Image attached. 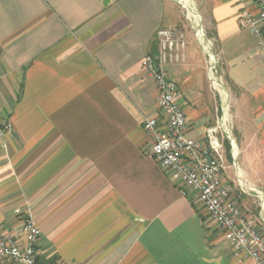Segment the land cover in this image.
<instances>
[{
    "label": "crops",
    "instance_id": "1",
    "mask_svg": "<svg viewBox=\"0 0 264 264\" xmlns=\"http://www.w3.org/2000/svg\"><path fill=\"white\" fill-rule=\"evenodd\" d=\"M230 98L238 176L264 193V52L240 23L252 0H194ZM173 0H0V230L27 243L41 229L46 262L254 264L235 256L225 232L193 192L147 154L143 120L158 91L142 60L160 51L157 31L184 34L180 60L164 69L179 89L190 138L206 143L221 113L207 55ZM233 197L262 226L255 193ZM257 189V190H258ZM260 205V201L259 204ZM19 210V212H17Z\"/></svg>",
    "mask_w": 264,
    "mask_h": 264
},
{
    "label": "built area",
    "instance_id": "2",
    "mask_svg": "<svg viewBox=\"0 0 264 264\" xmlns=\"http://www.w3.org/2000/svg\"><path fill=\"white\" fill-rule=\"evenodd\" d=\"M252 1L257 12L243 10L240 23L260 38V48L264 52V0ZM195 9L198 21L194 22L189 14L187 18L207 55L208 76L212 88L220 94L221 113L216 123L207 128L206 143L187 136L188 121L182 106L178 103V86L164 69L169 61L180 60L186 41L184 34L177 29H159L157 31L160 40L159 53L147 54L142 60L147 77L154 82L158 91L155 113L143 120V129L151 137L147 154L172 178L180 182L184 194L187 192L195 194L210 218L225 232L235 256L248 257L254 264H264V193L260 191L261 196L255 194L261 201L263 221L260 226L234 199L233 184L226 177L224 140L230 141L234 159L237 149L232 130L230 98L221 77L216 75L218 58L213 50V40L207 37L202 17L196 7ZM12 129L10 119L0 116V139L2 140ZM233 167L237 175L235 162ZM238 179L241 189L247 192L245 186L248 183L239 177ZM23 233L27 240L25 245L20 243L19 236L12 230H0V264H72L63 261L46 262L40 258L36 240L41 229L31 217L25 219Z\"/></svg>",
    "mask_w": 264,
    "mask_h": 264
},
{
    "label": "rangeland",
    "instance_id": "3",
    "mask_svg": "<svg viewBox=\"0 0 264 264\" xmlns=\"http://www.w3.org/2000/svg\"><path fill=\"white\" fill-rule=\"evenodd\" d=\"M178 6V8H179V10H181L182 12H183V14H184V16H185V18H186V20H187V22H188V24H189V28H190V30L192 31V33H193V35H195V37H196V34H195V30L192 28V24L190 23V21L188 20V18H187V8H184L182 5V1L183 0H173ZM179 3H181V4H179ZM184 2V1H183ZM194 4H195V7L197 8V6H196V3L194 2ZM186 7V6H185ZM197 10H198V8H197ZM199 11V10H198ZM200 13V12H199ZM187 41V40H186ZM207 65H208V58H207ZM217 76H220V75H218V74H216ZM210 84H211V81H210ZM234 164V163H233ZM237 169H238V167H237ZM233 172H235V168H233ZM233 180H231V181H233V183H236L237 184V186L238 187H240L241 188V184H240V182H239V179H238V177H236V174L234 173V176H233V178H232ZM243 180V182H245L246 183V181L244 180V179H242ZM230 181V180H229ZM249 185H252L254 188H256V189H258L257 188V186H255L254 184H249ZM259 190V189H258ZM247 192H249V191H247ZM256 196V195H255ZM259 201L260 200H256V206H257V208H256V210H255V213H256V215H257V217H258V213H259V211L261 210V206L260 205H258L259 204ZM261 202V201H260ZM263 221V220H262Z\"/></svg>",
    "mask_w": 264,
    "mask_h": 264
},
{
    "label": "bare ground",
    "instance_id": "4",
    "mask_svg": "<svg viewBox=\"0 0 264 264\" xmlns=\"http://www.w3.org/2000/svg\"><path fill=\"white\" fill-rule=\"evenodd\" d=\"M183 1L181 3L183 4L184 7L186 6L185 8H187V12L189 14V17H191L194 22L198 21L199 18L197 17V12H196L195 5L193 2L194 0H183ZM224 94H225V92H224ZM245 188L250 193H255V194L260 195V196L262 194L260 191H258L256 188H254L252 185L248 184L245 186Z\"/></svg>",
    "mask_w": 264,
    "mask_h": 264
},
{
    "label": "water",
    "instance_id": "5",
    "mask_svg": "<svg viewBox=\"0 0 264 264\" xmlns=\"http://www.w3.org/2000/svg\"><path fill=\"white\" fill-rule=\"evenodd\" d=\"M209 159H211V157H209Z\"/></svg>",
    "mask_w": 264,
    "mask_h": 264
}]
</instances>
